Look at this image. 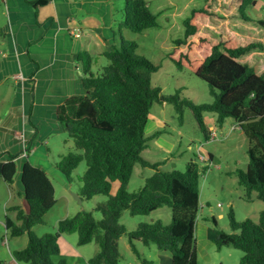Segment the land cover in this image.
I'll return each instance as SVG.
<instances>
[{
    "label": "trees",
    "instance_id": "16d2710c",
    "mask_svg": "<svg viewBox=\"0 0 264 264\" xmlns=\"http://www.w3.org/2000/svg\"><path fill=\"white\" fill-rule=\"evenodd\" d=\"M222 1L218 5L220 10L226 7L222 9L226 20L217 16L218 10L210 0L193 7L182 21L183 38L174 40L176 52L169 54L179 69L188 70L206 82L213 96L211 103L196 105L181 98L179 91L162 95L158 87L151 85V75L157 66L134 53V42L121 39L119 48L106 50L102 56L109 63L99 74L91 72L92 62L87 54L78 56L86 95L79 98L75 108L66 112L61 108L58 120L81 153L61 154L54 166L69 182L72 171L84 160L85 170L79 177L77 194L81 200L98 194L106 196V201L96 206L101 218L96 219L91 212H78L59 220L55 233L36 236L31 228L43 223L45 214L54 205V187L44 168L24 162L20 180L26 210L12 205L9 209L15 212L18 222L5 218L11 236L23 233L28 236L26 246L13 251L15 261L54 264L51 258L59 254L60 236L76 232L77 245L95 242L98 246L96 254L89 258L90 264H118V240L124 234L137 257L136 242L153 243L157 250L170 253L171 264H198L194 229L202 169L190 160L184 172L163 170L160 168L163 161L152 162L142 156L148 143L162 132L145 133L154 102L172 104L180 120L183 108H190L207 139L210 129L203 120V111L214 112L219 124L233 118L249 141V162L246 171L239 172V185L248 196L254 191L264 202V72L257 74L238 60L250 51L264 49V22H256L260 26L258 34H249L244 31L246 24L254 28L255 22L245 12L255 7L257 0ZM47 3L48 0L31 1L35 11ZM157 25V16L145 0H125L120 28L141 33ZM25 151L29 152L28 147ZM18 156L8 153L7 160H0V178L11 189ZM136 163L155 172L145 178L137 191L128 192L126 185ZM114 182L119 187L111 193ZM162 206L171 210L167 225L141 222L127 231L119 223L124 210L132 216L147 215ZM228 218L232 232L216 229L212 238L215 248L230 246L241 250L243 255L238 264H264V210L257 222L251 219L237 222L232 210ZM141 260L142 264H150L146 259ZM57 264H64V260Z\"/></svg>",
    "mask_w": 264,
    "mask_h": 264
},
{
    "label": "rangeland",
    "instance_id": "374dc122",
    "mask_svg": "<svg viewBox=\"0 0 264 264\" xmlns=\"http://www.w3.org/2000/svg\"><path fill=\"white\" fill-rule=\"evenodd\" d=\"M145 2L151 12L157 16L158 25L147 28L141 33H135L119 26L125 0H108L113 9L116 47H120L121 39L135 43L132 47L134 53L145 57L157 66L151 75V85L158 87L162 95H171L179 91L181 98L189 99L196 105L211 103L213 96L206 82L188 70L179 69L169 58V54L176 52L174 40L183 38V19L193 7L202 6L205 0H145ZM210 2L218 10L217 16L226 20L227 15L222 12V9L226 7H221L220 10L218 5L220 0H210ZM221 3L224 2L221 0ZM245 14L255 23L254 28H249L246 24L247 28L244 31L252 35L258 34L260 26H257L256 22L258 20L264 22V0H257L255 7H250ZM1 23H3V16L0 12ZM120 29L122 34L121 31L119 33ZM238 60L248 64L257 74L264 72V49L250 51ZM91 62L94 74H99L109 63L104 56L96 55L92 56ZM7 84L10 90L16 86V82L11 77L7 78ZM202 117L207 127L212 126L208 139L199 130L190 108H183L180 120L172 104L154 102L145 126V133L150 134L155 130L162 132L148 143L142 156L152 162L163 161L160 166L163 170L184 172L190 160L199 165L202 172L199 180V208L194 229L198 264H238L243 252L230 246L217 250L212 241L214 231L222 229L227 233L232 232L228 218L230 210L237 222L245 219L257 222L259 213L264 210V202L256 197L254 191L248 196L245 189L239 185V172H245L249 162V141L240 125L233 118H226L222 124H219L216 121V114L211 111H203ZM45 141L50 149L49 156L52 163L58 162V156L61 154L81 153L76 149L67 132L52 134ZM17 165L19 166L18 163ZM84 170L85 162L82 160L72 171L69 183L64 178L60 180L52 170L49 171V178L55 190V202L45 214L43 223L31 228L36 236L55 233L59 220L78 212H91L96 219L101 218V213L96 206L98 203H104L106 196L98 194L78 203L71 194L78 192L81 184L79 177L83 175ZM154 172V169L141 167L136 163L126 185L127 191H137L144 185L145 178ZM118 187L119 183L114 182L111 193L116 192ZM21 193V189L15 188V185L10 189L0 178V247L5 253L9 252L10 256L14 249L25 247L28 241L27 233L11 236L2 223L5 218L17 223L14 214L5 207L10 203L22 206L24 200ZM170 221L171 210L167 206L157 208L147 215L132 216L124 210L119 218V223L125 226L127 231L135 229L141 222H160L167 225ZM77 238L76 232L60 236L59 254L51 258L54 264L60 260H64V264H90L89 258L96 254L98 246L95 242L77 245ZM135 246L139 257L131 251L126 234L119 238L118 264H142L141 259L150 261V264H171L170 260L166 263L157 256L158 250L155 244L144 245L142 242H136ZM167 255L169 256L170 253ZM4 262V256L0 252V264ZM16 263L27 264L17 261Z\"/></svg>",
    "mask_w": 264,
    "mask_h": 264
},
{
    "label": "crops",
    "instance_id": "0c3cea01",
    "mask_svg": "<svg viewBox=\"0 0 264 264\" xmlns=\"http://www.w3.org/2000/svg\"><path fill=\"white\" fill-rule=\"evenodd\" d=\"M0 1V160H7L8 153L19 154L13 185L22 191L24 162L66 180L50 161L45 139L67 132L58 120L60 109L75 108L86 95L78 56H102L116 46L117 37L108 0H48L37 11L33 0ZM9 77L16 82L13 90L8 89ZM12 205L5 208L15 216ZM2 223L5 227V220ZM0 252L4 264H17L12 254L2 248ZM168 253L156 251L166 263L171 261Z\"/></svg>",
    "mask_w": 264,
    "mask_h": 264
},
{
    "label": "water",
    "instance_id": "95a60500",
    "mask_svg": "<svg viewBox=\"0 0 264 264\" xmlns=\"http://www.w3.org/2000/svg\"><path fill=\"white\" fill-rule=\"evenodd\" d=\"M73 198L77 200L78 203H81V197L77 193H71Z\"/></svg>",
    "mask_w": 264,
    "mask_h": 264
},
{
    "label": "built area",
    "instance_id": "2783aa9c",
    "mask_svg": "<svg viewBox=\"0 0 264 264\" xmlns=\"http://www.w3.org/2000/svg\"><path fill=\"white\" fill-rule=\"evenodd\" d=\"M77 36H78V34H77Z\"/></svg>",
    "mask_w": 264,
    "mask_h": 264
}]
</instances>
